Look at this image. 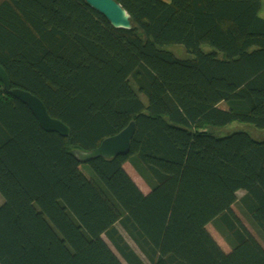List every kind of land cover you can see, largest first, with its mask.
<instances>
[{
    "label": "trees",
    "instance_id": "obj_1",
    "mask_svg": "<svg viewBox=\"0 0 264 264\" xmlns=\"http://www.w3.org/2000/svg\"><path fill=\"white\" fill-rule=\"evenodd\" d=\"M117 1L132 28L85 0H0L12 86L71 130H44L0 80V264H264L233 208L264 241V139L209 130L264 128L261 0ZM131 121L128 154L78 161Z\"/></svg>",
    "mask_w": 264,
    "mask_h": 264
},
{
    "label": "water",
    "instance_id": "obj_2",
    "mask_svg": "<svg viewBox=\"0 0 264 264\" xmlns=\"http://www.w3.org/2000/svg\"><path fill=\"white\" fill-rule=\"evenodd\" d=\"M93 9L103 14L116 28L130 29L133 26L131 14L117 0H85ZM0 80L5 91L26 104L46 131L57 132L62 136H69L70 127L62 120L51 116L43 101L31 93L19 87H13L9 76L0 64ZM136 124H130L119 133L105 138L99 146L91 150H75V156L81 163H88L99 157L111 159L120 155H126L131 150L132 140L135 134Z\"/></svg>",
    "mask_w": 264,
    "mask_h": 264
},
{
    "label": "rangeland",
    "instance_id": "obj_3",
    "mask_svg": "<svg viewBox=\"0 0 264 264\" xmlns=\"http://www.w3.org/2000/svg\"><path fill=\"white\" fill-rule=\"evenodd\" d=\"M167 48L170 51H172L178 57L187 58V57L190 56L189 53L182 46H179V45H171V46H169ZM133 88L134 87H132L129 83H124L114 93L113 98L116 99V98L121 97V96L122 97L123 96H127V95L130 96V95H132V93H134V89ZM3 95L4 94L2 93V85L0 84V96H3ZM222 106H225V104L223 103ZM209 130L212 131L215 134H218V135H225V134H228V133H230L232 131H235V130H245L252 137H254L255 139H259V140L264 139V128H258L256 126H254L253 124H250V123L233 122V123H231V124H229L227 126L221 127V128H218V127L217 128H209ZM126 165H127V167H129V171H131V172L134 173V175H132V176L134 177L135 181L139 184V186L142 188V190L144 192H147L149 188L146 185V183L144 182V180L132 168V166L130 165V163H126ZM91 175L94 177V175L92 173H91ZM93 179L95 180V177ZM92 182L96 186V188L98 189V191H100L102 193V195L104 196V198L106 199V201L108 203H110V205H112V203L110 202V200L108 199V197L105 195V193L102 191V189L99 188V186L97 185V183L95 181H93V180H92ZM0 201H2L1 196H0ZM233 208L236 211V213L238 214V216L242 219L243 223L250 229V231L264 245L263 239L258 235L256 229L252 226V224L248 221V219L242 215L241 211L236 206H233ZM207 228L212 233V235L215 237V239L220 244V246L226 252L230 251V246L227 244V242L224 240V238L221 236V234L216 230V228L214 227V225L208 224Z\"/></svg>",
    "mask_w": 264,
    "mask_h": 264
},
{
    "label": "crops",
    "instance_id": "obj_4",
    "mask_svg": "<svg viewBox=\"0 0 264 264\" xmlns=\"http://www.w3.org/2000/svg\"><path fill=\"white\" fill-rule=\"evenodd\" d=\"M165 1H171V0H165ZM259 15L264 19V0H261V7L259 10ZM129 169V167H127ZM131 175H134L133 172L129 171ZM133 177V176H132ZM134 178V177H133Z\"/></svg>",
    "mask_w": 264,
    "mask_h": 264
}]
</instances>
